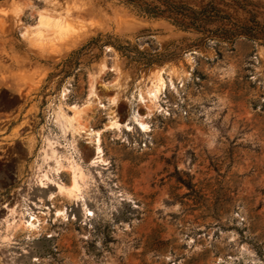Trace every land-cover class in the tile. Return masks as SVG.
Instances as JSON below:
<instances>
[{
    "label": "rangeland",
    "instance_id": "obj_1",
    "mask_svg": "<svg viewBox=\"0 0 264 264\" xmlns=\"http://www.w3.org/2000/svg\"><path fill=\"white\" fill-rule=\"evenodd\" d=\"M171 1L0 0V264H264V0Z\"/></svg>",
    "mask_w": 264,
    "mask_h": 264
},
{
    "label": "bare ground",
    "instance_id": "obj_2",
    "mask_svg": "<svg viewBox=\"0 0 264 264\" xmlns=\"http://www.w3.org/2000/svg\"><path fill=\"white\" fill-rule=\"evenodd\" d=\"M18 11V10H17ZM21 10H19L18 12H20ZM22 12V11H21ZM46 13H39L38 15H39V17H38V23H37V25H36V31H35V36L37 35L38 37H44V35H45V33H47L51 28H53V30L56 28L55 27V25H57L58 23H60V22H58V20L56 19L57 17H55V16H53L52 15V13L51 14H48V12L47 11H45ZM37 15V16H38ZM59 19V18H58ZM60 20V19H59ZM57 27H58V25H57ZM33 31V30H32ZM24 33V32H23ZM30 33V32H29ZM33 39V38H32ZM39 40V39H38ZM44 42V41H43ZM39 45V44H38ZM34 48H37V47H34ZM44 48H46V47H44ZM154 85V84H153ZM159 85V87H160V84H158ZM155 86V85H154ZM162 86V85H161ZM94 87V86H93ZM152 88V87H151ZM66 89V88H65ZM162 89V88H161ZM63 90H64V88H63ZM94 90V89H93ZM158 90V86H155V89H153L152 88V90H150L149 91V93H151V95H155L156 94V91ZM162 92V91H161ZM93 93V92H92ZM95 93V92H94ZM63 97V96H62ZM61 97V98H62ZM153 99V98H152ZM65 100V99H64ZM62 101V100H61ZM155 102V101H154ZM64 104V103H63ZM153 105H155V104H153ZM152 105V106H153ZM157 105V104H156ZM64 106V105H63ZM63 106H59L58 107V109H57V111L55 112V114H56V120H64L65 121V123H66V126H68V127H71L72 129H73V131L74 132H77V133H79L80 134V132H82V131H85V129H83V126H82V124H80L79 123V121H78V114H79V112L81 111L80 109L81 108H79V107H77L76 105H72V106H70V108L69 109H72V114L70 113V115L69 114H67L66 112H65V110H64V107ZM83 112V111H82ZM54 115V114H53ZM81 115V114H80ZM81 117V116H80ZM79 117V118H80ZM81 121V120H80ZM60 122V121H59ZM116 123H118V122H116L115 120H112L111 121V124H116ZM57 125V124H56ZM109 125V124H108ZM144 125V124H143ZM65 126V127H66ZM116 126V125H115ZM64 127V126H63ZM61 128V127H60ZM85 128V127H84ZM67 129V128H66ZM63 130V129H62ZM67 131V130H66ZM88 132V131H87ZM64 133V132H63ZM76 133V134H77ZM85 133V132H84ZM89 133V132H88ZM78 134V135H79ZM74 135V134H73ZM84 135V134H83ZM100 135V134H99ZM82 137V136H81ZM55 139V138H54ZM57 141V140H56ZM94 141H95V144H94V150H95V152H96V155L97 156H99L100 155V153H101V148H100V146H99V138H98V133H96V135H95V139H94ZM55 142V141H54ZM55 145V144H54ZM46 146H47V148L45 149V152H46V156L48 157H50L49 159H52L53 157L55 158V162H54V166H53V169L56 171V172H59L60 171V168H61V160H59L58 159V157H56L55 155H56V152H55V149H54V146H53V143L51 142V140L50 139H46ZM44 152V153H45ZM58 155V154H57ZM45 156V158H47ZM102 158V157H101ZM47 160V159H46ZM49 161V160H48ZM54 161V160H53ZM50 163V162H49ZM48 163V164H49ZM48 168V167H47ZM53 170V171H54ZM40 171V170H39ZM58 175V174H57ZM35 179H36V182L37 183H39L40 184V186H45L46 184H48V182H50L51 181V178L49 177V175H48V173L45 171V172H42V173H37L36 175H35V177H34ZM88 178V177H87ZM77 182H75V184H76ZM74 184V185H75ZM58 186L60 187V191H65V189H64V186L62 185V184H58ZM75 192H77L78 194H79V192L80 191H76L75 190ZM62 194H63V192H62ZM71 195V194H70ZM79 195H81V194H79ZM75 196V195H74ZM28 202V201H27ZM9 207V206H8ZM15 211V210H14ZM13 212V211H12ZM58 213H60V212H58ZM10 214H12L11 212H10ZM61 214H62V212H61ZM34 215H32L31 216V218H30V220H28V224H29V226L31 225V224H33L32 223V221H33V219H34ZM8 224V223H7ZM11 224H13V223H11ZM14 225V224H13ZM6 226V225H5ZM8 226V225H7ZM12 226V225H11ZM14 227V226H13ZM13 227H11V228H13ZM34 227V226H33ZM11 228H6V232H7V229H11ZM10 231V230H9ZM11 232V231H10ZM14 232V231H13ZM9 234V233H8ZM13 234V233H12ZM6 238V237H5ZM8 239H10V238H8Z\"/></svg>",
    "mask_w": 264,
    "mask_h": 264
},
{
    "label": "trees",
    "instance_id": "obj_3",
    "mask_svg": "<svg viewBox=\"0 0 264 264\" xmlns=\"http://www.w3.org/2000/svg\"><path fill=\"white\" fill-rule=\"evenodd\" d=\"M129 2H135L139 5L140 9L151 15H165L172 17L175 22L183 24L187 27H194L196 29H204L206 25L211 24L213 21L220 20L221 17L217 11L210 12L207 6H202L200 9H194L180 2L171 0H127ZM158 2V4L155 3ZM234 26V25H233ZM235 27V26H234ZM231 31L234 34L241 32H235L233 28L224 29V33ZM242 30L246 33L248 28L242 26Z\"/></svg>",
    "mask_w": 264,
    "mask_h": 264
}]
</instances>
